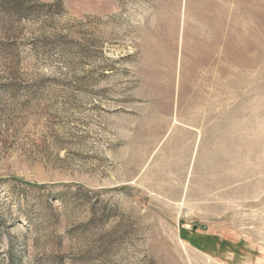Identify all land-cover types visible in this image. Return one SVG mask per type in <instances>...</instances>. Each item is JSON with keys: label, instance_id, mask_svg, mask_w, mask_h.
Wrapping results in <instances>:
<instances>
[{"label": "rangeland", "instance_id": "1", "mask_svg": "<svg viewBox=\"0 0 264 264\" xmlns=\"http://www.w3.org/2000/svg\"><path fill=\"white\" fill-rule=\"evenodd\" d=\"M0 264H264V0H0Z\"/></svg>", "mask_w": 264, "mask_h": 264}]
</instances>
